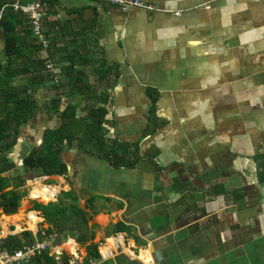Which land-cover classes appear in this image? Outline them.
I'll use <instances>...</instances> for the list:
<instances>
[{"label":"crops","instance_id":"0c3cea01","mask_svg":"<svg viewBox=\"0 0 264 264\" xmlns=\"http://www.w3.org/2000/svg\"><path fill=\"white\" fill-rule=\"evenodd\" d=\"M142 1L154 9L59 0L56 17L77 21L66 31L85 28L81 51L119 70L108 108L120 139L141 141L142 158L114 167L71 150L67 175L47 176L59 181L49 185L73 186L88 204L95 264H264V0ZM37 117L12 154L19 163L41 143L36 127L48 124ZM33 188L22 207L40 199ZM26 209L1 223L49 227ZM50 243L54 259L87 258L74 237Z\"/></svg>","mask_w":264,"mask_h":264},{"label":"trees","instance_id":"16d2710c","mask_svg":"<svg viewBox=\"0 0 264 264\" xmlns=\"http://www.w3.org/2000/svg\"><path fill=\"white\" fill-rule=\"evenodd\" d=\"M15 2L0 1V34L4 39L0 50V216L26 208L40 210L49 224L47 232L56 233L59 240L76 238L86 247L84 262L88 263L99 257L98 246L93 242L95 230L86 210L88 204L82 203L81 195L72 186L69 190L61 188L56 200L40 197L44 200L33 199L32 203L29 200L22 207L29 194L27 180L67 175L65 155L71 150L97 155L114 167H133L142 158L141 141L125 142L118 136L117 119L108 108L110 97L106 89L114 86L119 70L106 64L95 66L91 54L81 51L80 33L85 28L80 27V33L75 30L68 33L66 29L74 27L77 21L56 17L59 0H41L46 11L44 34L50 42L48 57H44L43 43L35 37L30 16L15 9ZM69 12L81 13L73 8ZM50 62L59 68L58 72L48 68ZM79 65L83 67L77 68ZM100 87L104 89L99 92ZM44 90L46 100L37 95ZM41 110L51 124L46 121L41 143L26 151L23 163H19L12 154L20 143L24 126L34 121ZM30 216L39 219L36 212ZM114 228L117 232L127 227L118 224ZM43 240L41 231L24 230L7 236L3 247L13 252ZM63 262L68 264L67 256H63ZM27 264H56V261L46 249Z\"/></svg>","mask_w":264,"mask_h":264},{"label":"built area","instance_id":"2783aa9c","mask_svg":"<svg viewBox=\"0 0 264 264\" xmlns=\"http://www.w3.org/2000/svg\"><path fill=\"white\" fill-rule=\"evenodd\" d=\"M101 2H106L112 5L118 6L123 11H129L133 7H144L150 10L154 9V6L146 3L142 0H96ZM15 9L21 10L24 13L28 14L31 18L33 32L35 37L43 43V56L48 57L47 48L49 47V40L45 37L44 34V26H43V19L46 14L45 8L42 5L41 0H33L31 3H21L19 1L14 3ZM48 68L51 70L58 72L59 68L54 67V65L50 62L48 63ZM38 178L28 179L26 183V187L30 189V187H34L35 181ZM48 180L47 176L42 177V181ZM55 196H53L54 198ZM39 198V197H37ZM13 227V228H11ZM16 223L8 222L7 224H2L0 220V264H27L29 260L37 255L40 254L43 250L48 249L50 252L51 243L50 240L57 237L56 233H48L47 228H40L36 232L30 226H24L22 229H16ZM24 230H31L34 233L41 231L42 235L44 236V240L37 242L32 245H25L23 248L17 249L13 252L9 251L8 249L3 247V240L9 236L18 234ZM71 259H68V264H95L93 259H90L88 263L84 262V260L76 254ZM56 264H63L62 257L58 254L55 259Z\"/></svg>","mask_w":264,"mask_h":264},{"label":"rangeland","instance_id":"374dc122","mask_svg":"<svg viewBox=\"0 0 264 264\" xmlns=\"http://www.w3.org/2000/svg\"><path fill=\"white\" fill-rule=\"evenodd\" d=\"M44 103V102H43ZM43 111L41 110L40 111V114H38L37 116V119H40V121H47V119H45V116L43 115V113H42ZM49 124H51V123H49ZM30 129H32V131H35V129H34V127H30ZM43 129H44V127H36V130H37V132H38V134H42V132H43ZM40 178H41V176H39ZM44 184H42L41 182H40V179H38L37 181H35V184H34V186H36V188H35V193H34V188H33V190H32V196L33 197H42V198H45V199H47V200H52L53 198H50L51 196H49V197H43V195H40L39 194V190H40V186H52V187H54L56 190H58V195H55V198L57 199L58 198V196L60 195V189H61V187H59V185H49V184H58L59 183V181H55V180H47V181H45V182H43ZM37 195V196H36ZM39 200H43V199H39ZM30 203H32V201H33V199H30ZM31 225H32V221H31Z\"/></svg>","mask_w":264,"mask_h":264},{"label":"bare ground","instance_id":"6f19581e","mask_svg":"<svg viewBox=\"0 0 264 264\" xmlns=\"http://www.w3.org/2000/svg\"><path fill=\"white\" fill-rule=\"evenodd\" d=\"M39 194L40 195H43V197H46L47 198L49 196H52L53 190H52V188L42 187L39 190ZM2 221H3V224H4V223H7L8 219L3 218ZM16 226H17L16 229H21V226L19 224L16 225ZM32 226H34V224H32Z\"/></svg>","mask_w":264,"mask_h":264},{"label":"water","instance_id":"95a60500","mask_svg":"<svg viewBox=\"0 0 264 264\" xmlns=\"http://www.w3.org/2000/svg\"><path fill=\"white\" fill-rule=\"evenodd\" d=\"M11 228H13V227H11Z\"/></svg>","mask_w":264,"mask_h":264}]
</instances>
